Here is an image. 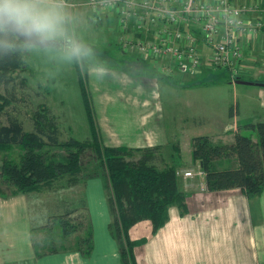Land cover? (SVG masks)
Masks as SVG:
<instances>
[{
  "label": "crops",
  "instance_id": "obj_1",
  "mask_svg": "<svg viewBox=\"0 0 264 264\" xmlns=\"http://www.w3.org/2000/svg\"><path fill=\"white\" fill-rule=\"evenodd\" d=\"M260 15L263 17L264 13ZM97 19L88 25V30L92 31V37L99 35L101 47L98 48L103 52H108L111 46L119 49L117 39L113 44L110 31L106 30L110 19ZM84 43L92 44L89 41ZM119 51L124 56L137 58ZM243 63L255 69L251 78L264 80V27L255 38L244 42ZM204 67L196 75L209 73L210 69ZM155 71L157 74L153 72V77L146 82L115 66L100 64L87 67L93 106L106 145L133 148L159 145L166 151L165 163L171 162L166 159L167 151L175 144L180 146L182 158L177 170L181 174L177 177L179 188L190 195L188 210L182 214L178 207H171L168 221L155 233L150 232L149 221L139 222L132 228L133 237L146 236V241L134 248L137 263L264 264V191L250 200L238 188L209 191L205 178L184 175L185 171L196 172L200 168L199 161H194L191 155L194 137L204 135L216 143H232L236 133L243 132L246 123L264 122V86L241 89L245 97L240 101L238 94L235 98L238 83L232 82L230 77L214 78L218 84L215 93L219 102L207 98L200 103L191 102L194 114L200 118L197 127H202L203 134L194 135L191 140L187 138L184 153V128L183 122L179 121L184 117L180 115L178 104L183 97L181 91L189 93L195 84L184 87V82L176 84L169 80L168 77L174 75ZM175 76L180 80L185 78L181 72ZM213 76L215 74L211 73L207 78ZM195 81L200 80L196 78ZM223 81L228 85L224 86ZM192 82L188 81V84ZM230 88L234 90L233 100L226 92L229 93ZM231 107L233 114H230ZM169 115L176 116L172 124L168 121ZM238 166L236 156L217 163L219 169ZM28 194L0 196V264H122L120 244L109 228L112 218L102 177L85 180L83 200L86 209L78 210L79 213H87L92 231L93 244L87 256L78 249L36 255ZM76 215L77 211L71 217ZM79 234L82 232L75 231L70 236L76 239Z\"/></svg>",
  "mask_w": 264,
  "mask_h": 264
},
{
  "label": "trees",
  "instance_id": "obj_2",
  "mask_svg": "<svg viewBox=\"0 0 264 264\" xmlns=\"http://www.w3.org/2000/svg\"><path fill=\"white\" fill-rule=\"evenodd\" d=\"M67 33L69 36L73 35L69 21ZM22 47L23 42H20L13 51L5 53L0 50V115L16 100V84L27 86L26 77H21V72L26 70L24 64L27 60L22 54ZM73 62L78 74L90 136L85 140L70 137L66 141H60L57 117L48 105L41 104L34 112L33 129L29 131L25 130L18 117L10 116L8 123L0 125V146L17 144L22 153L19 160L9 155L3 157L0 180L10 192L0 190V196L5 198L39 191L44 184H50L64 176L80 178L91 168V172L85 176L86 180L93 177H103L105 180L112 218L109 228L120 244L121 262L138 264L134 248L145 242L146 238L134 241L131 237L132 228L139 222L149 221L152 233H155L168 221L171 207H178L182 214L187 212L186 193L179 188L177 177V168L182 158L180 146L174 145L170 163L159 166L158 155L162 154V147L159 145L143 148L106 145L93 106L87 67L82 66L80 60L73 59ZM118 68L129 71L125 65ZM239 79L264 82L263 79ZM1 88L5 91L2 92ZM230 114H233V107ZM244 126L257 131L258 139L242 132L236 133L232 143H216L208 136H197L192 139L191 155L194 161H199L205 172L207 190L238 188L250 200H254L264 191V122H250ZM55 147L62 152L52 151ZM135 154L139 156L136 157ZM87 156L90 159L85 162ZM233 156L239 162L237 168L217 167L219 160ZM79 209H86L85 200ZM79 209L67 211L66 215L71 216ZM70 218L73 222L62 220L63 232L69 234L80 231L82 234L77 237V244L64 249H78L87 256L93 244L88 215L78 213ZM85 220L87 224L84 223ZM34 247L37 256L63 250L50 248L42 252L36 245Z\"/></svg>",
  "mask_w": 264,
  "mask_h": 264
},
{
  "label": "rangeland",
  "instance_id": "obj_3",
  "mask_svg": "<svg viewBox=\"0 0 264 264\" xmlns=\"http://www.w3.org/2000/svg\"><path fill=\"white\" fill-rule=\"evenodd\" d=\"M64 1L67 3L63 4L64 12L68 18L67 21H69L72 27L73 34L69 37L79 41L91 50L87 56L79 59L82 66L88 67V65L101 64L118 68L121 65H125L129 72L136 76L140 81L147 82L149 78L153 77L155 66L151 61L140 58L133 60L130 57L122 55L118 48L112 46L108 52H103L99 49L101 47L98 39L99 35L96 34L95 37H92V31L90 33L88 30V25L91 22L98 20L97 18H99V16H96L91 12V9L86 5L87 0ZM106 30L108 32L110 31L108 28ZM110 37L114 44L116 38L115 33L110 31ZM84 41H89L94 46L92 44H86ZM22 54L23 56H26L27 60L24 64L26 70L21 72V77H26L27 86L22 87L20 84H16L14 87L16 100L7 107L2 115H0V125L8 123L10 116H15L23 122L25 130H32L33 119L35 117L34 112L40 108L41 104H44L45 106L49 105L53 109V112L55 113L54 115L57 117L56 119L60 128V141H66L70 137H75L80 140L88 138L90 134L89 124L81 97L78 74L73 59H69L61 51H46L38 47L25 48L23 46ZM204 66V68L208 67L210 69L209 73L203 72L200 73V75H196L197 72L195 74H184L185 78L180 80L175 76L177 71H174L172 74L174 76L168 77L169 80H174L176 84L184 82V87L190 86V84H195L194 88L190 90L189 93L181 91L183 97L181 103L178 104L181 111L180 115H183L184 117L183 119L179 116V118H181L179 121L181 123L183 122L182 127L184 128V136L182 140L184 153H186L187 138L190 139L193 138L194 135L203 134L202 127H197V122L200 121V118L194 114L191 102L200 103L205 98L208 100H217L219 102V97L217 96V93H215V87L218 84H215L214 78L218 79L219 77V79H227L230 75L229 70L225 68H211L207 63H205ZM211 73L215 74V76L208 79L207 76ZM196 78L200 81H195ZM188 81L193 82L188 84ZM221 83H223L224 86L228 85L225 81ZM241 89H254V85H238L235 98L237 99L238 94V99L243 101L245 94L243 95ZM1 91L4 92L5 90L1 88ZM226 92L229 98L233 100L234 90L230 88L229 93L227 90ZM173 112L175 115L176 113L174 109ZM174 117L176 118V116L169 115L168 121L170 124H172L171 122H173ZM242 133L251 134L255 140L258 139V134L255 130H250L244 127ZM174 147L172 146L167 151V160H171L172 154L170 155V153H173ZM52 151H56L57 153L62 152L58 147L52 148ZM21 153L22 149L17 144L0 146V165L5 155H9L14 159L19 160ZM165 153L166 151L162 150V154L158 155L159 161H157V164L159 166L165 164ZM135 155L136 157L139 156V154ZM185 156L187 155H184V157ZM89 159L90 157L87 156L85 162ZM90 172L91 168H88L80 178L70 175L64 176L50 184H44L39 191H33L28 194L34 229V243L40 251L43 252L50 248L64 249L66 247H73L77 244L76 240L78 238L75 239L74 237H71V233H64L61 223L64 219L69 221L73 220L70 218L71 216L66 215L67 211H73L82 206L84 196L83 184L86 180L85 176ZM201 177L205 178L204 176ZM0 188V190L5 193L10 192L9 190L7 191L8 188L1 182V180ZM189 197L190 195L186 193L185 203L187 210ZM78 213L79 212L77 211V214ZM84 223L87 224L86 220ZM150 232H152V225ZM131 237L134 241H141L146 236H139L136 238L131 234Z\"/></svg>",
  "mask_w": 264,
  "mask_h": 264
},
{
  "label": "built area",
  "instance_id": "obj_4",
  "mask_svg": "<svg viewBox=\"0 0 264 264\" xmlns=\"http://www.w3.org/2000/svg\"><path fill=\"white\" fill-rule=\"evenodd\" d=\"M86 5L110 19L109 30L124 54L151 61L160 73L195 74L207 63L229 70L234 83L254 76L255 69L243 63L244 42L264 27V0H87Z\"/></svg>",
  "mask_w": 264,
  "mask_h": 264
},
{
  "label": "clouds",
  "instance_id": "obj_5",
  "mask_svg": "<svg viewBox=\"0 0 264 264\" xmlns=\"http://www.w3.org/2000/svg\"><path fill=\"white\" fill-rule=\"evenodd\" d=\"M67 19L63 0H0V50L8 53L23 42L79 60L91 50L69 37Z\"/></svg>",
  "mask_w": 264,
  "mask_h": 264
},
{
  "label": "water",
  "instance_id": "obj_6",
  "mask_svg": "<svg viewBox=\"0 0 264 264\" xmlns=\"http://www.w3.org/2000/svg\"><path fill=\"white\" fill-rule=\"evenodd\" d=\"M236 83L254 85V86H264V82L263 81H255V80L239 79V78L236 79Z\"/></svg>",
  "mask_w": 264,
  "mask_h": 264
}]
</instances>
